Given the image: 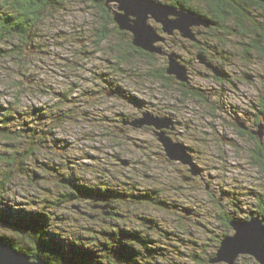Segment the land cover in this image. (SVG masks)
<instances>
[{"label":"rangeland","instance_id":"obj_1","mask_svg":"<svg viewBox=\"0 0 264 264\" xmlns=\"http://www.w3.org/2000/svg\"><path fill=\"white\" fill-rule=\"evenodd\" d=\"M60 1L59 12L48 13L39 26L34 42L36 47L40 46L38 52L31 53L25 62L5 60L0 64V105L11 109L13 116L9 121L13 130L30 127L27 135L32 137L21 140L24 145L19 149L20 152L34 149L36 153L32 159H26V170L34 169L46 175L42 168L49 164L62 173L71 174L75 169L79 171L80 166H90L84 171L86 179L92 183L97 182V177L100 182L102 178L115 182L114 176L131 171L130 175L139 183L140 189H154L168 202L178 204L177 209L170 210L150 205L133 207L134 216L137 213L147 216L165 231L174 233L169 235L170 239L164 238L161 246L170 248L166 242L177 246L178 255L196 248L194 251L208 257L217 251V236L226 231L219 220L221 211H233L243 218L251 212L261 211L264 173L255 164L253 154L257 151V140L264 151V115L259 126L256 124L260 106L264 105V61L254 53L251 56L242 54V47L238 46L239 35L228 36L227 48L236 54L227 55L230 61L224 66L233 82L229 88L228 83H219L213 72L199 62L198 50L190 42L178 41L176 47L171 42L164 44L165 51L175 52L186 64V84L202 95L199 99L183 102L174 82L165 89L158 82L154 84L142 78L152 72L160 74L168 67L164 55L151 59L135 53L127 66L131 76L125 78L114 72L112 55L107 52L129 53L130 37L121 30L123 34H117L113 24H109L108 30L114 34L111 41L101 47L95 45L96 35L106 22L101 10L103 0ZM108 1L114 10L118 4ZM158 1L165 3V0ZM150 24L156 29L160 27L153 20ZM208 37L205 35L201 39L205 51L207 43L212 44L206 39ZM103 75L105 81L100 77ZM130 98L145 103V109H138L137 104L129 102ZM145 112L173 117L174 123L178 122L171 136L194 150L193 161L201 169L200 175L194 176L187 171V166L170 160L154 131L122 123L124 116L135 118L134 121ZM59 113L67 117L59 115L55 118ZM233 123L239 128V123L245 125L250 134L259 132L263 126L262 139L258 135L257 140L250 137L248 131L238 133ZM41 135L49 137L47 142L36 138ZM4 141L0 137V147L11 152L5 148L7 142ZM0 168H5L1 160ZM98 169L101 171L97 172ZM54 173L48 172V184L46 180L34 183L54 189L53 194L46 195L48 192L30 186L32 172L19 171L14 184L9 185L13 193L7 199L14 204L12 207L32 208L28 204L31 197L37 201L48 196L52 201L56 200V192L62 188L54 185L57 183ZM186 177H191L192 181L185 180ZM118 208L127 212L124 205L119 204ZM181 208L191 209L196 215L188 221L186 215L189 214L179 210ZM72 210L49 207L53 214L68 215L67 223L60 225L69 231L89 225L87 218ZM256 216L260 215L255 213L253 217ZM230 233L232 235L234 231ZM154 238H158L157 234ZM176 259L177 255L170 260L162 257L157 263L179 262ZM188 259L185 256L181 262L190 264ZM236 264L259 263L254 257L242 255Z\"/></svg>","mask_w":264,"mask_h":264},{"label":"trees","instance_id":"obj_2","mask_svg":"<svg viewBox=\"0 0 264 264\" xmlns=\"http://www.w3.org/2000/svg\"><path fill=\"white\" fill-rule=\"evenodd\" d=\"M168 1L173 6L193 10L213 22L226 21L228 18L235 23H240L242 30L247 31L248 27L252 35L259 30L262 38H264V3L257 0H165V2ZM107 2L108 0H103L101 3V10L105 14L106 22L99 30L100 33L96 35L95 45L97 47L108 43L114 36L107 27L109 24H115L113 15L107 10ZM61 4L60 0H0V64L5 60L25 62L32 54H36L40 46L36 47L34 42L38 35L39 26L48 13L59 12ZM114 28L117 34H123L117 26ZM127 35L129 34L127 33ZM253 43L255 46L253 45L250 49H258L256 41ZM132 44L130 39L129 53L121 51L115 53L113 50L104 51L110 56L112 55L111 60L114 62L111 61V65H113L114 72L125 78L131 76V71L128 70L127 66L135 57L134 54L141 55L143 53L141 49ZM104 75L108 76V74ZM104 75L100 77L105 81ZM142 78L154 84L158 82L163 87L165 86V89H169L171 87L170 80L173 77L167 76L164 69L160 74L152 72L142 76ZM180 86L179 93L182 96L180 100L183 102L199 99L202 96L200 92L194 91L190 84L183 83ZM134 100V98H130L129 102L137 104L140 110L145 109V103ZM4 110L5 112L2 113ZM0 112L2 113L0 116V137L5 139L4 142H7L5 148L11 150V152H7L0 147V160L5 164L4 169L0 168V242L11 245L19 252L32 258L40 257L49 264H158L157 260L160 258L170 260L175 255L178 256L176 260L179 262L176 261L172 264H183L181 261L185 260V256L191 261L190 264H211L210 260L214 258L215 251L208 257L194 251L196 248L193 249V253L191 251L189 253L182 252L178 255L179 248L177 246L169 242H166V245H169L170 248L160 245L164 238L169 237L170 239L169 235L174 233L165 231L147 216V218L139 216L138 213L134 216L133 207L150 205L157 209L170 210L177 209L178 204L168 202L161 197L159 191L154 189H140L139 183L130 175L131 171L122 173L121 176L120 174L117 177L114 176L115 182L105 181L103 178L100 182V177H97V182L92 183L86 179V172L84 171L90 166H80L79 171L75 169L74 172L71 171V174L62 173L59 168L49 164L42 168V172H45L46 175L34 171V169L26 170L24 164L26 159H32L36 153L34 149L29 151L24 149L22 152L19 149L24 145L21 140L32 137L27 135L30 127H23L21 131L13 130L12 123L9 121L10 117L13 116L11 109L0 105ZM259 114L257 126H259V121L264 115L263 104L260 106ZM59 115L67 117L59 113L55 118ZM129 118V116L123 117V119ZM239 133L243 134L244 132ZM47 135L36 136V138L47 142L46 139L49 138ZM253 160L260 172L264 173V151L259 140H257V151L253 154ZM60 166H64V164ZM19 171L32 172L33 175H29L30 186L36 190L48 192L46 195H49V192L53 194L54 189L46 187L50 189L49 191V189L36 186L37 184L34 183L37 181L40 183L41 180L45 182L49 178L46 177L48 172L55 171L57 183L52 184L62 188L56 192L58 198L52 201L48 196L44 200L41 199L42 201H37L31 197L28 204L32 208L12 207L14 204L7 199V196L11 192L13 193L12 186L9 185L14 184L19 176ZM104 171L108 172L106 169ZM130 179L133 181L127 182ZM48 183L46 180V184ZM119 204L126 206L127 212H121L118 208ZM51 205L57 208L64 207V209L75 210L76 213L80 214V217L87 218L89 225H83V227L72 231L65 229L60 224L65 225L67 223L68 215L53 214L49 211ZM259 208L261 210L259 213L251 212L246 218L237 216L233 211L229 213L221 211L219 220L226 231L217 236L216 250H218L222 239L230 235L231 231L233 232L230 225L231 221L249 220L255 213L264 217V199L260 200ZM179 210L189 214L186 215L188 221L191 220L192 215H196L191 209L181 208ZM84 232H87V235H83ZM155 234L158 238H154ZM188 242L194 244L190 240ZM196 244L198 243L196 242Z\"/></svg>","mask_w":264,"mask_h":264},{"label":"water","instance_id":"obj_3","mask_svg":"<svg viewBox=\"0 0 264 264\" xmlns=\"http://www.w3.org/2000/svg\"><path fill=\"white\" fill-rule=\"evenodd\" d=\"M117 3V9L113 13L114 22L121 31L131 33L132 43L135 47L153 54L165 55L163 49L156 44L162 40L155 28L150 24L154 20L163 27V31L173 34L179 30L182 37L196 41L193 28L208 27L210 20L197 14L190 9H182L158 0H112ZM264 3V0H257ZM109 1L107 7H109ZM167 73L173 75L177 80L188 82V70L176 53L168 54ZM201 64L213 69L217 76H221L219 68H215L207 63L203 55L198 56ZM135 128L145 126L153 127L158 140L167 157L172 161L180 162L190 166V172L194 176L201 174V169L193 161V157L188 152L185 144L175 142L167 135L165 129H170L174 125L171 117H161L150 112L143 113V116L127 122ZM240 127L247 129L245 125L239 123ZM260 139L263 137V126L259 132H254ZM234 233L224 237L220 243L211 264H236L237 259L244 256H251L259 264H264V219L260 216L251 217L249 220H233L230 223ZM0 264H49L40 257L32 258L19 252L14 247L0 242Z\"/></svg>","mask_w":264,"mask_h":264},{"label":"flooded vegetation","instance_id":"obj_4","mask_svg":"<svg viewBox=\"0 0 264 264\" xmlns=\"http://www.w3.org/2000/svg\"><path fill=\"white\" fill-rule=\"evenodd\" d=\"M114 4L116 5V3H114ZM165 4L171 5V3L169 1L168 2H165ZM175 7H177V6H175ZM114 8L117 9V5ZM115 9L113 10L110 6L107 7V10L112 15H113ZM155 23L156 24H159L157 22H155ZM210 23L211 24L208 27L200 26V27L193 28V32L196 35V41H192V40H189V39H186V38L182 37V35H181V33H180L179 30H175L173 32V34H168V33H166V32L163 31L162 25L159 24L160 27L158 29L155 28V30L157 32H159V35L162 38V40L160 42H158L156 45L157 46H160L163 49V52L165 53L164 56H166L167 59H168V54L169 53L167 51H165V48L163 46L164 44L167 45L169 42H171L176 47L178 41L179 42H184V41L185 42L186 41L190 42L191 43V46H193V48H196L198 50V53L199 54L197 55V59H198V56L199 55H203L206 58L208 64H210L211 66H213L215 68H219L220 69V72H221V76H217L215 74V72L213 71V69L208 68L206 65L203 64L206 68L210 69L213 72L214 78L219 83H226V84L228 83V86L230 84H233V82L230 79V75L227 73V71H226V69H225L224 66L226 65L227 62L230 61V58L227 57V55L231 54V56H232V55L235 54V53L230 52L228 50V48H227V45H228V43H227L228 36H231V35H239L240 36V39L238 41V46L242 47L241 48L242 49V54H246L248 56H251V54L254 53L255 55H257V57L260 60H263L264 61V54L262 55V52L264 53V38H262L259 30L256 31L254 35H252V33H250L248 27H247V31L242 30L240 28V25H241L240 23H235L232 20H228V18H227L226 21L225 20L224 21H219V22L210 21ZM248 24L251 25V23H248ZM113 26H117L116 23L113 24ZM114 30L116 31L115 28H114ZM251 30H252V28H251ZM242 31H244V32H242ZM128 34L130 35V39H131V42H132V35H131V33H128ZM205 35L209 36L206 39L208 41H211L212 42V44L211 43H207V46H206L207 47V50L206 51L201 47V44H202L201 43V39ZM254 41H256V43L258 44V47L259 48L258 49H255V50H251L250 48H252L253 45L255 46V43H253ZM208 44H210V45H208ZM138 49H140V48H138ZM142 51H143L142 54L144 55L145 58H151L152 59V58L156 57V55H159V54L150 53V52L145 51V50H142ZM173 53H175V52H173ZM179 60H180V57H179ZM168 62H169V59H168ZM180 62L184 66H186V64H184L181 60H180ZM220 62H221L222 65L220 64ZM186 68H187V66H186ZM164 69L166 70V75L167 76L173 77V78H171L172 80H170L171 83L174 82V84H176V86L178 88L181 87L180 84H183V82L177 80V78L175 76L169 75L167 73V67H164L162 69V71H164ZM187 70H188V68H187ZM249 78H252V77L249 76ZM184 84H186V83H184ZM163 88H165V86ZM229 88H230V86H229ZM192 89L195 91V88L194 87H192ZM113 91L114 90H111L112 93L116 92V91H114V92ZM132 119H135V118L130 117L129 119H123L122 120V123L123 124L124 123L126 124L127 122H131ZM172 119H173V121L175 120L173 117H172ZM177 125H178V122L174 123V125L170 129H165L167 135L170 136L174 141H175V139L171 136V134L173 133V131L175 129H177V127H178ZM233 126H234L235 129L238 128L237 129L238 133L239 132L243 133L244 131H248V129L244 130L243 128H239L235 123H233ZM145 127L147 129L152 130V131L155 132L154 128L148 127V126H145ZM125 128L126 129H129L126 126H125ZM132 130H135V129H132ZM247 134L250 135V137H254L255 139H256V137L258 138V136L254 135V133L250 134L249 131L247 132ZM187 149H188V152L193 157V160L195 161L194 156L192 154V152L194 150L191 151V148H188V147H187ZM185 166H187L186 167L187 168V171L190 172V166H188V165H185ZM185 180H189L190 182L192 181L191 177H186Z\"/></svg>","mask_w":264,"mask_h":264}]
</instances>
